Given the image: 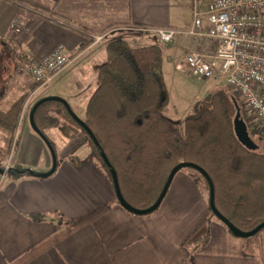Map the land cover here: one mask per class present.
<instances>
[{"label":"crops","instance_id":"crops-1","mask_svg":"<svg viewBox=\"0 0 264 264\" xmlns=\"http://www.w3.org/2000/svg\"><path fill=\"white\" fill-rule=\"evenodd\" d=\"M208 3L209 0H0L3 110L33 84L28 74L19 72L20 54L42 58L63 46L71 57L70 65L51 82V89L42 91L47 85L41 86L27 100L11 164H21L42 175L52 168L51 152L30 124V110L38 100L62 97L83 121L86 119L87 104L98 88L94 67L106 59L110 41L105 35L96 42L97 35L122 31L130 35L132 47L170 46L187 54L194 48L190 39L163 43L156 31L187 28L194 8L206 9ZM14 18L20 19L23 28L17 36L10 29ZM66 20L85 32L66 27ZM86 34L92 42L83 47L88 42ZM18 90L20 95L9 102ZM80 140L78 136L77 142L73 140L61 149L57 169L51 176L13 180L0 175V264L14 262L61 231L60 216L78 220L106 204H112L106 214L26 264H264V230L253 237L239 238L216 218L210 219L207 246L198 251L187 246L186 238L210 215L207 189L192 174L175 175L156 211L133 214L115 202L112 180L97 164L87 160L78 169L69 162L67 153ZM89 154L90 149L83 146L75 155L85 159Z\"/></svg>","mask_w":264,"mask_h":264},{"label":"trees","instance_id":"trees-1","mask_svg":"<svg viewBox=\"0 0 264 264\" xmlns=\"http://www.w3.org/2000/svg\"><path fill=\"white\" fill-rule=\"evenodd\" d=\"M35 20L32 19L29 25ZM63 23L68 28L78 29L67 20ZM86 36L88 42L83 47L92 42L91 37ZM162 57L159 47L146 48L140 53L124 38L107 43L106 59L94 67L98 88L87 104L84 120L97 138L99 147L59 101H46L36 109L37 127L44 134L49 129H58L70 141L83 133L82 141L67 156L69 162L80 169L91 160L111 178V169L101 156L104 152L117 173L124 198L138 209H146L156 202L176 165L195 163L213 180L217 209L239 229L253 230L264 222V150L261 149L264 133L247 116L239 96L223 88L216 89L209 100L196 105L195 113L185 119L182 135L177 122L164 113L168 94L162 74ZM41 86L33 82L30 90L7 110L1 108L5 95H0L2 169L12 155L24 106ZM238 105L249 136L255 143L254 149L244 146L236 136L234 119ZM81 146H88L91 150L85 159L74 153ZM188 169L195 172L192 174L195 181L198 184L203 182L209 194L206 178L199 171ZM6 177L13 180L44 178L17 163L11 165ZM115 202L120 205L117 198ZM111 207L112 204H106L78 220L60 216L61 231L10 264H26L106 214ZM211 218L217 217L210 211L209 218L199 223L186 238L185 243L192 251L201 250L209 243Z\"/></svg>","mask_w":264,"mask_h":264},{"label":"built area","instance_id":"built-area-1","mask_svg":"<svg viewBox=\"0 0 264 264\" xmlns=\"http://www.w3.org/2000/svg\"><path fill=\"white\" fill-rule=\"evenodd\" d=\"M10 29L16 36L22 33L19 18L12 20ZM156 32L163 43L190 39L194 48L177 69L200 80L224 82L239 96L247 116L264 131V0H209L206 9L194 8L187 28ZM104 38L97 35L95 41ZM19 63L20 73L45 86L70 65L71 57L58 46L42 58L20 54ZM9 169L7 164L3 177Z\"/></svg>","mask_w":264,"mask_h":264},{"label":"rangeland","instance_id":"rangeland-1","mask_svg":"<svg viewBox=\"0 0 264 264\" xmlns=\"http://www.w3.org/2000/svg\"><path fill=\"white\" fill-rule=\"evenodd\" d=\"M49 10H51V8ZM110 33L111 32L104 34L106 36H109L107 40H112L115 38H124L127 41H129V43L131 41V37H129L130 35L123 33L122 31L114 32L111 34ZM169 47L165 48L164 46H161V50L163 52L162 74H163V79H164L167 94H168V103L165 107L164 113L169 118L177 122V124L179 125L180 133L184 135L185 119L187 116L195 113L196 105L200 102H205L206 100H209L211 94L216 89H223V88L229 89V88L224 82H216L210 79L200 80V79H197L196 77H193L191 74H189L185 70L177 69L176 67L177 64L184 63L186 52L182 51L181 49H175V48H173L172 50V48H169ZM133 48L138 49L140 53L146 51V48L140 49L141 48L140 45H137L136 47H133ZM51 85L52 83H49L47 86L43 88L42 91L46 89H51ZM20 92L21 91L19 90L17 91V93L14 92V95L10 97L9 102H12L16 98L17 95L19 96ZM262 132L264 133L263 130ZM45 134L46 136L48 135L47 138L49 139V141L53 142L58 157L60 156L61 149L64 146H66L69 142H71L70 140L65 138L58 129H55V128L47 130ZM78 136H80L82 139L84 138L83 133H80ZM78 136L75 138L76 140L74 139V143L78 141ZM262 142H264V139ZM73 149L67 153V156L73 151ZM261 149L264 150V145L261 146ZM77 151L74 153L76 154ZM79 154L82 155L83 154L82 151H80ZM7 164H10V167H11L12 164L10 162V159L5 164L4 168L6 167ZM179 173H188V174L190 173L193 175L195 174L193 170H189L188 168H184L180 170L178 174ZM201 185L203 187H206L204 186L205 184L203 182L201 183Z\"/></svg>","mask_w":264,"mask_h":264},{"label":"water","instance_id":"water-1","mask_svg":"<svg viewBox=\"0 0 264 264\" xmlns=\"http://www.w3.org/2000/svg\"><path fill=\"white\" fill-rule=\"evenodd\" d=\"M52 100L59 101V102L63 103L65 105V107L67 108L68 112L70 113V115L72 116V118L79 125L82 126V128L85 130V132L94 141L95 145L97 147H99V142H98L97 138L95 137L94 133L92 132V130L73 111L70 104L64 98L58 97V96H51V97H45V98L40 99L39 101H37V103L34 105L32 110L30 111V124H31L33 130L46 143V145L49 148L51 155H52V159H53L52 168L48 172L43 174L44 177L51 176L56 171L57 165H58L57 164V154H56L55 148L52 146L49 139L37 127L36 122H35V111L42 103H44L46 101H52ZM234 129H235L236 136L238 137L239 141L244 146H246L249 149L255 148V143L251 140V138L249 136L248 128H247L245 121L242 118L241 107L239 105L237 106V113H236V116L234 119ZM101 156H102L105 164L111 169V171H110L111 180H112V184L114 187L116 198L118 199L121 207H123L125 210H127L133 214L148 215V214H151L154 211H156L159 208V206L161 205L163 199L165 198L175 175L180 170H182L184 168H192V169L199 171L206 178L208 185H209V209L217 217V219H219L230 230L232 235H234L235 237H239V238H249V237H253L254 235L258 234L262 229H264V222H262L251 231H243V230L239 229L237 226H235L229 219H227L216 207V204H215V187H214V183H213V180L211 179L210 175L202 167H200L199 165H197L195 163H191V162H182V163L176 165L172 169V171L170 172L168 179H167L158 199L156 200V202L152 206H150L146 209L135 208L129 202H127V200L124 198V196L121 192L120 185H119L117 173L112 168L108 157L106 156V154L104 152H102ZM4 172H5L4 169L0 168V175H3Z\"/></svg>","mask_w":264,"mask_h":264}]
</instances>
